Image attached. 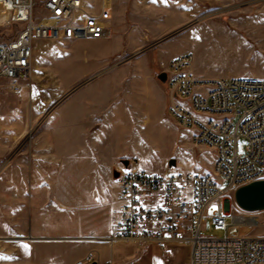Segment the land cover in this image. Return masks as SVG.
Here are the masks:
<instances>
[{"label": "rangeland", "instance_id": "1", "mask_svg": "<svg viewBox=\"0 0 264 264\" xmlns=\"http://www.w3.org/2000/svg\"><path fill=\"white\" fill-rule=\"evenodd\" d=\"M108 4L111 37L37 41L31 75L18 89L0 77V264L99 263L109 253L99 264H188L185 245L110 242L113 172L125 159L156 172L171 159L210 168L209 150L198 160L169 112L159 64L189 52L202 77L264 78V0ZM22 27L1 23L0 42ZM203 226L204 234H225L211 220Z\"/></svg>", "mask_w": 264, "mask_h": 264}, {"label": "built area", "instance_id": "2", "mask_svg": "<svg viewBox=\"0 0 264 264\" xmlns=\"http://www.w3.org/2000/svg\"><path fill=\"white\" fill-rule=\"evenodd\" d=\"M0 11L7 14L0 24L23 26L15 39L0 42V77L14 89L31 75L37 41L113 34L108 0H0ZM159 66L171 116L189 132L198 160L209 150L211 166L164 172L123 166L112 240L161 250L185 245L188 264H264V218L233 204L238 188L264 179V78L202 77L189 52ZM208 220L225 234H204Z\"/></svg>", "mask_w": 264, "mask_h": 264}, {"label": "water", "instance_id": "3", "mask_svg": "<svg viewBox=\"0 0 264 264\" xmlns=\"http://www.w3.org/2000/svg\"><path fill=\"white\" fill-rule=\"evenodd\" d=\"M158 78L165 83L166 74L160 73ZM129 160L125 159L123 161L124 166H128ZM170 166L176 165V160L171 159L169 161ZM119 171H114L113 176L115 179L119 177ZM235 201L237 205L246 211H263L264 210V179L251 182L247 185L241 186L235 192ZM90 264H98L97 261H93Z\"/></svg>", "mask_w": 264, "mask_h": 264}, {"label": "crops", "instance_id": "4", "mask_svg": "<svg viewBox=\"0 0 264 264\" xmlns=\"http://www.w3.org/2000/svg\"><path fill=\"white\" fill-rule=\"evenodd\" d=\"M112 20H113V13H112ZM112 20H111V22H112ZM110 22V23H111ZM112 26V25H111ZM112 29H113V27H112ZM78 41V40H77ZM117 194H118V187H117V193H116V202H117ZM117 208H118V202H117ZM116 213H117V210H116ZM107 241H110V240H108V239H102V240H100V242H102V243H105V242H107ZM111 243H113V242H115L114 240L113 241H110ZM113 247V246H112ZM112 249V248H111ZM111 249H110V252H111ZM109 257H110V253L109 254H105L104 255V257H103V260L102 261H100L99 263H101V262H103V263H105V262H108V259H109ZM98 263V264H99Z\"/></svg>", "mask_w": 264, "mask_h": 264}, {"label": "bare ground", "instance_id": "5", "mask_svg": "<svg viewBox=\"0 0 264 264\" xmlns=\"http://www.w3.org/2000/svg\"><path fill=\"white\" fill-rule=\"evenodd\" d=\"M6 19H7V14L3 11H0V22H4Z\"/></svg>", "mask_w": 264, "mask_h": 264}]
</instances>
